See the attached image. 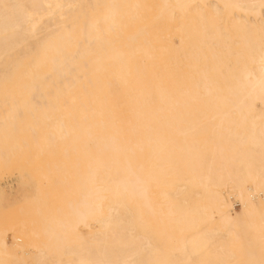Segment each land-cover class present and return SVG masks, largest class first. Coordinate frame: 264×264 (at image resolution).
Returning <instances> with one entry per match:
<instances>
[{
  "label": "bare ground",
  "instance_id": "1",
  "mask_svg": "<svg viewBox=\"0 0 264 264\" xmlns=\"http://www.w3.org/2000/svg\"><path fill=\"white\" fill-rule=\"evenodd\" d=\"M127 51L146 57L137 80L171 65L186 82L149 80L128 144L85 160L61 211L37 205L49 237L23 221L0 230V264H264V0H0V170L22 165L26 131L52 117L30 96L59 80L60 94L96 79L125 90ZM100 113L67 126L69 146L102 130Z\"/></svg>",
  "mask_w": 264,
  "mask_h": 264
},
{
  "label": "rangeland",
  "instance_id": "2",
  "mask_svg": "<svg viewBox=\"0 0 264 264\" xmlns=\"http://www.w3.org/2000/svg\"><path fill=\"white\" fill-rule=\"evenodd\" d=\"M192 39L197 44L203 42L200 34ZM122 59L131 70V74L123 82L125 90L121 88L114 90L112 87L109 89L110 86L96 79L85 85L75 83L70 86V92L60 94L66 85L59 80L58 90L54 91L53 95H49V98L40 95L29 97L35 106L34 115H38L42 109L51 107L52 117L37 119L39 128L26 131V139H23L26 156L21 159L22 165L19 161H13L0 170V230L2 232L9 225L19 226L23 221L28 228L43 230L38 238L39 242L49 237V233L44 229L46 220L37 211V205L44 201L43 211L48 215L51 209L61 211L63 197L70 196L65 189L70 184L75 186L78 183L83 162L96 153L108 152L116 143L128 144L130 129L134 130L137 124L141 90L149 80L153 79L167 90L180 82H186L183 71L173 69L171 65L165 71L163 78L156 76L155 69H149L144 77L141 76L137 80L136 74L144 70L146 57L142 59L141 53L127 51ZM149 60L157 71L161 68L156 57H151ZM213 60L218 64L219 57L213 56ZM166 62L167 60L162 66H168ZM113 64V68L117 67V63ZM228 67L227 63H223L222 71L216 72V80L221 85L224 80L228 81V78H223V73L228 71ZM119 68L123 72V62ZM94 97L99 99L100 105L93 102ZM97 111H101L99 125L102 130L89 135L81 149L69 146L71 134L66 132L67 126L78 130L82 123L92 124L97 118ZM144 130L141 126L137 134L142 135ZM232 200L234 201L232 208L236 211L240 210V202L233 198ZM101 210L102 213L105 212L104 201ZM80 223L85 225L86 220L80 218ZM117 223L116 220L112 221V224ZM81 229L77 231L71 228L73 232L89 234L86 227ZM163 237L166 245H182L175 234L165 232ZM12 240L11 233H8L7 242L10 244ZM78 240L76 237V241ZM57 245L53 243L54 250L58 249Z\"/></svg>",
  "mask_w": 264,
  "mask_h": 264
}]
</instances>
